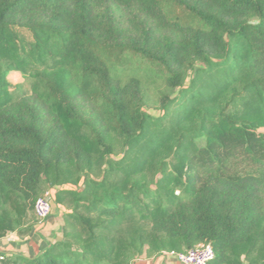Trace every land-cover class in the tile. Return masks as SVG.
Returning a JSON list of instances; mask_svg holds the SVG:
<instances>
[{
  "label": "trees",
  "instance_id": "trees-1",
  "mask_svg": "<svg viewBox=\"0 0 264 264\" xmlns=\"http://www.w3.org/2000/svg\"><path fill=\"white\" fill-rule=\"evenodd\" d=\"M50 190L0 264H264V0H0V240Z\"/></svg>",
  "mask_w": 264,
  "mask_h": 264
},
{
  "label": "crops",
  "instance_id": "crops-1",
  "mask_svg": "<svg viewBox=\"0 0 264 264\" xmlns=\"http://www.w3.org/2000/svg\"><path fill=\"white\" fill-rule=\"evenodd\" d=\"M38 225L33 227L31 233L26 237L12 233L1 239L0 254L21 255L29 258L40 254L44 248L58 239L60 229L59 208L53 206L52 214L48 220L42 225ZM168 264L177 263L169 260Z\"/></svg>",
  "mask_w": 264,
  "mask_h": 264
},
{
  "label": "built area",
  "instance_id": "built-area-1",
  "mask_svg": "<svg viewBox=\"0 0 264 264\" xmlns=\"http://www.w3.org/2000/svg\"><path fill=\"white\" fill-rule=\"evenodd\" d=\"M53 204L49 193L38 198L34 204V212L40 224L46 222L52 214ZM214 259L210 244H198L184 253L168 252L159 257L158 261L173 260L177 264H209ZM143 264V263H142Z\"/></svg>",
  "mask_w": 264,
  "mask_h": 264
},
{
  "label": "rangeland",
  "instance_id": "rangeland-1",
  "mask_svg": "<svg viewBox=\"0 0 264 264\" xmlns=\"http://www.w3.org/2000/svg\"><path fill=\"white\" fill-rule=\"evenodd\" d=\"M35 70V69H34ZM36 71H38V70H36ZM16 80L18 81V79L16 78V77H14L13 78V82H16ZM150 113L153 115V116H157L158 114H157V112H155V111H150ZM49 196L52 198V194H53V190H50L49 192ZM43 224V223H42ZM41 224V225H42ZM38 225V224H37ZM36 225V226H37ZM61 225H62V219L60 218V227H61ZM38 227H40V225H38ZM41 229H42V227H41ZM60 236H61V233H60V229H59V236H58V238H60ZM165 252H162L161 253V255H157L156 256V254H152V255H148V254H143L142 256H140V257H138V258H135L133 261H132V263L131 264H159V263H161L160 261L161 260H159L158 261V259H159V257L160 256H162L163 254H164ZM163 262L164 263H167L168 264V262L166 261V260H163Z\"/></svg>",
  "mask_w": 264,
  "mask_h": 264
}]
</instances>
